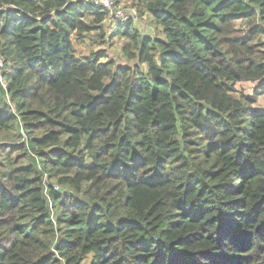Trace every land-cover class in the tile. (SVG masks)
<instances>
[{"label":"trees","instance_id":"1","mask_svg":"<svg viewBox=\"0 0 264 264\" xmlns=\"http://www.w3.org/2000/svg\"><path fill=\"white\" fill-rule=\"evenodd\" d=\"M134 6L116 66L92 0H0V264H264V0Z\"/></svg>","mask_w":264,"mask_h":264},{"label":"rangeland","instance_id":"2","mask_svg":"<svg viewBox=\"0 0 264 264\" xmlns=\"http://www.w3.org/2000/svg\"><path fill=\"white\" fill-rule=\"evenodd\" d=\"M118 8L125 12H129L134 6L136 0H115ZM105 39L104 41L97 37L95 32H90L84 35L82 42L73 43L74 50L76 52V58L83 59L92 57L95 54L102 53L107 56L108 60H112L116 66H133L128 64L125 59V55L122 52V46L128 42V40L122 36L110 37L111 33L115 29L116 23L111 22L110 25L105 21ZM131 25L136 28L143 36L156 37L163 39V34L159 27L153 25L147 17L140 16L136 21H130ZM236 28L239 30H245V21L235 22ZM261 42L264 43V35L261 37ZM258 85L250 82H241L236 85V89L243 91L246 96L256 97V102L253 108L257 111L264 112V91L259 90ZM0 101L5 102L3 93L0 91ZM91 256H88L82 264H89Z\"/></svg>","mask_w":264,"mask_h":264},{"label":"built area","instance_id":"3","mask_svg":"<svg viewBox=\"0 0 264 264\" xmlns=\"http://www.w3.org/2000/svg\"><path fill=\"white\" fill-rule=\"evenodd\" d=\"M92 4L102 10L107 14V20L115 23L127 24L130 21H136L140 18L139 12L135 6L130 9L129 12H125L118 8L115 0H92ZM6 60L0 55V89L3 93L4 99L9 103V93L7 90V82L4 77L6 72ZM60 188L54 187L55 191Z\"/></svg>","mask_w":264,"mask_h":264}]
</instances>
